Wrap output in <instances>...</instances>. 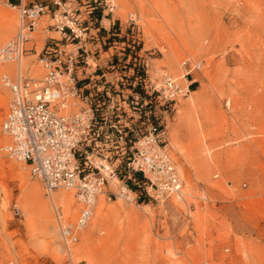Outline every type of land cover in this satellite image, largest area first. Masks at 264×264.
Segmentation results:
<instances>
[{
	"label": "rangeland",
	"instance_id": "obj_1",
	"mask_svg": "<svg viewBox=\"0 0 264 264\" xmlns=\"http://www.w3.org/2000/svg\"><path fill=\"white\" fill-rule=\"evenodd\" d=\"M116 1L117 69L133 67L126 60L137 55V67L147 61L152 77L168 74L185 86L196 79L168 119L183 201L102 197L105 216L93 217L67 249L55 209L74 224L75 192L77 210L67 216L51 202L65 189L48 193L24 163L2 156L0 264H264V0ZM22 2L49 0H0V48L18 31ZM40 23L24 55L34 68L48 18ZM185 61L204 62L187 81ZM12 67L0 65V78ZM9 102L0 79V125ZM6 140L0 133V146Z\"/></svg>",
	"mask_w": 264,
	"mask_h": 264
},
{
	"label": "built area",
	"instance_id": "obj_2",
	"mask_svg": "<svg viewBox=\"0 0 264 264\" xmlns=\"http://www.w3.org/2000/svg\"><path fill=\"white\" fill-rule=\"evenodd\" d=\"M18 10L21 22L0 48L1 64L19 63L31 51L27 44L42 17L49 21L46 32L59 37L49 36L38 55L42 77L20 71L1 77L10 102L0 125L8 138L0 157L25 163L48 193L76 191L81 204L76 222L67 226L62 211L55 213L65 247L78 242L76 232L88 226L99 195L134 205L181 197L184 181L167 139L168 119L196 79L185 86L168 74L152 77L147 61L137 67V55L126 60L133 59V67L117 69L116 0L22 2ZM183 66L187 81L204 62Z\"/></svg>",
	"mask_w": 264,
	"mask_h": 264
},
{
	"label": "bare ground",
	"instance_id": "obj_3",
	"mask_svg": "<svg viewBox=\"0 0 264 264\" xmlns=\"http://www.w3.org/2000/svg\"><path fill=\"white\" fill-rule=\"evenodd\" d=\"M117 2V1H116ZM118 7V6H117ZM126 6H124V9H126L125 8ZM12 8L13 9H16L17 7L16 6H12ZM19 14H20V12H19ZM20 22H21V15H20ZM40 22V21H39ZM38 28V27H37ZM17 33V32H16ZM34 35V34H33ZM33 35H32V39H33ZM14 37V36H13ZM12 37V38H13ZM11 38V39H12ZM10 39V40H11ZM9 42V41H8ZM8 42H6V43H8ZM5 43V44H6ZM29 44V43H28ZM27 44V45H28ZM23 59H24V56L22 57V59L20 60V62L19 63H17V62H14V63H9V64H1L0 63V65L1 66H8V65H14V67H15V69L12 71V72H10L9 70L8 71H6V72H4L2 75H1V77L3 76V75H5V74H9V75H11V76H16L17 75V73H18V71H20V73H18V74H20V76H25L24 75V70H23V67H22V61H23ZM39 68H40V73L39 74H35V75H33V76H31L32 78H40V77H42V75H43V71H42V69H41V66L39 65ZM184 78V77H183ZM1 79V78H0ZM1 84H2V82H1ZM3 85V84H2ZM4 86V85H3ZM5 87V86H4ZM8 89V88H7ZM192 94V93H191ZM4 137H6V136H4ZM7 138V137H6ZM7 141V142H6ZM5 142L6 143H4V144H2L1 146H3V145H5V144H7L8 143V138H7V140H6ZM8 157H10V156H8ZM11 158H13V157H11ZM18 161V160H17ZM19 162H21V161H19ZM23 163V162H22ZM25 164V163H24ZM59 190V189H58ZM66 191L64 192V193H62V194H55V195H53L52 197H51V202H52V204L53 205H57V203H60V204H62L63 206H64V208H65V211H66V214H67V216H69V215H71V214H73L76 210H77V206H75L74 204H76L75 203V201H74V197H73V195H74V193L73 192H75V195H76V191L74 190V189H65ZM57 191V190H56ZM54 192V191H53ZM52 193V192H51ZM102 197H105L104 195H99L98 196V198H97V200H96V206H95V210H94V213H93V216H92V218H91V221H92V219H93V217L95 218L96 217V219L98 220V219H102L104 216H105V214H106V210H105V203L103 202V200L101 199L100 201H99V199L100 198H102ZM183 197H184V195H183V190H182V196L181 197H179V198H175V197H173L172 199H175L177 202H182L183 201ZM75 200H77V203L80 205V209H81V204H80V202H79V200L77 199V197L75 196ZM118 200H126V201H128V202H131V201H129V200H127V199H118ZM109 201V200H108ZM99 202V203H98ZM132 203V202H131ZM57 207V206H56ZM97 207V208H96ZM59 208H56L55 209V213H56V211L58 210ZM45 210H44V208L41 210V212H44ZM79 213H80V211H79ZM62 214H63V216H64V213H63V211H62ZM56 216V215H55ZM73 217V216H72ZM78 217H79V215H78ZM65 218H67V217H63V219H62V221H63V224H65V225H67V223H66V219ZM56 219H57V222H58V218H57V216H56ZM78 219V218H77ZM90 223V222H89ZM58 224H59V222H58ZM89 225V224H88ZM59 226H60V224H59ZM68 226V225H67ZM87 228V227H86ZM85 228V229H86ZM60 229H61V233H62V228H61V226H60ZM82 231H78V232H76V235H77V237H78V240H79V237H80V233H81ZM90 232V231H89ZM63 235V234H62ZM64 238V237H63ZM65 241V240H64ZM72 245H74V244H72ZM71 246V245H70Z\"/></svg>",
	"mask_w": 264,
	"mask_h": 264
},
{
	"label": "crops",
	"instance_id": "obj_4",
	"mask_svg": "<svg viewBox=\"0 0 264 264\" xmlns=\"http://www.w3.org/2000/svg\"><path fill=\"white\" fill-rule=\"evenodd\" d=\"M40 23V22H39ZM40 25H41V23H40ZM40 25L38 24V28H37V30H36V32H39V27H40ZM35 32V33H36ZM47 33V37H46V39L44 40V43L46 44L47 43V39H48V37L50 36L49 35V33L48 32H46ZM43 37H42V32H40V33H38V39L39 40H41ZM34 39V38H33ZM34 40H36V39H34ZM30 44V43H29ZM28 44V45H29ZM31 57H26V56H24V60H26V64H27V68L24 70V75L26 76V77H31V76H33V75H35V74H38L39 73V71H40V68H39V65L37 66V65H35V68L34 67H31V63H32V60L30 59ZM36 67H38L39 69H36ZM15 69V67H14V65H13V67H12V69L11 70H9L10 72H12L13 70Z\"/></svg>",
	"mask_w": 264,
	"mask_h": 264
}]
</instances>
